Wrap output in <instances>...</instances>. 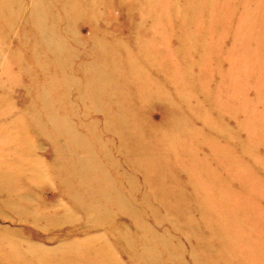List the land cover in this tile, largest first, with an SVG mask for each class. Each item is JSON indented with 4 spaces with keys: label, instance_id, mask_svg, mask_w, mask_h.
I'll return each instance as SVG.
<instances>
[{
    "label": "rangeland",
    "instance_id": "rangeland-1",
    "mask_svg": "<svg viewBox=\"0 0 264 264\" xmlns=\"http://www.w3.org/2000/svg\"><path fill=\"white\" fill-rule=\"evenodd\" d=\"M89 1L71 16L68 0H22L0 24V261L264 264V0H201L190 22ZM152 28L172 49L154 61L141 47ZM148 148L163 158L152 190L132 165ZM69 177L99 220L62 193Z\"/></svg>",
    "mask_w": 264,
    "mask_h": 264
},
{
    "label": "bare ground",
    "instance_id": "bare-ground-1",
    "mask_svg": "<svg viewBox=\"0 0 264 264\" xmlns=\"http://www.w3.org/2000/svg\"><path fill=\"white\" fill-rule=\"evenodd\" d=\"M95 1L96 0H90L89 1V6H94L95 5ZM124 3V6L127 5L128 3H133L135 4L138 9L143 15H151V14H154L156 10H158V12H162L164 13L168 18H170L171 16H174V18H172L171 20H175L177 19L178 15H184L186 17V22H190V21H195L196 20V16L197 15H200L199 13H197L200 9H203L205 8V10H209L210 9V5H207V3H203L201 0H183L184 1V4L183 5H177L176 4V7H174L172 5L173 2H175L176 0H164V4L163 5H167V6H170V7H173L174 8V12L173 14L171 15V11L168 9L167 10V7H164V8H161V9H157V6L159 5L158 2L162 1V0H122ZM188 1V2H187ZM69 4L72 2L73 4V8L70 12H72V15L71 16H80L81 13H84L86 10H88L87 7H82L81 4L79 2H81V0H68ZM187 2V3H186ZM31 3V2H30ZM126 3V4H125ZM203 3V5H202ZM210 4V3H209ZM23 2L22 0H0V24L1 23H6L7 21V16H9L10 18H13V17H16L19 14L20 11H22L23 9ZM25 8V7H24ZM22 9V10H21ZM34 12V11H33ZM70 14V13H69ZM158 17L160 18V15L157 13ZM165 16V17H166ZM245 18H247L246 15H244ZM38 18V17H37ZM32 21L34 23H37L35 20H34V15L32 16ZM163 19V18H161ZM242 19V18H240ZM12 20V19H11ZM163 20H166V19H163ZM155 21V20H154ZM182 21V20H181ZM188 24V23H187ZM222 25L224 27H226V22L224 21L222 23ZM239 26V25H238ZM238 30V29H236ZM150 31V32H149ZM148 32H149V35L147 33V36L145 38H142V41H141V47H143V49H146L148 50L150 48V56L147 57L148 59H152V61L154 60H157V59H161L163 58L166 53L167 55L168 54H172V49L170 46L167 45V42L166 40L163 38V35L159 34V33H154V29H150ZM166 29L163 31V34L167 35L168 34V31H166ZM185 36V35H184ZM196 41V40H195ZM193 39L189 38L186 36V38L184 37L182 40H181V44L183 47H187V46H190L192 43H193ZM163 43V44H162ZM203 46H206L204 42H201ZM201 44L199 46L203 47ZM63 50V49H61ZM182 51V50H181ZM59 52V51H58ZM171 52V53H170ZM183 54V52H182ZM202 54H204L202 52ZM184 55V54H183ZM180 58H182V55L180 56ZM200 60V59H199ZM186 63V62H185ZM184 63V67H186V64ZM6 63L3 62L1 59H0V92L4 93L6 91L5 88H3V81L6 80V81H9L10 79V74L7 70V67L5 66ZM160 65H165L164 63H160ZM5 71H4V70ZM166 69V66L164 67V69L162 71H164ZM168 69V67H167ZM160 72V74L163 76L164 79H166L165 77H171L173 75V70H170L168 69L167 71L165 72ZM235 70H230L228 75H230L231 77H234L235 75ZM167 76H166V75ZM119 76V75H118ZM236 76V75H235ZM12 77V76H11ZM171 79V78H170ZM106 84V83H105ZM142 84V83H141ZM140 84V85H141ZM139 85V86H140ZM5 89V90H4ZM155 89V88H154ZM196 89V88H195ZM159 88H156L155 91H158ZM196 90H200V89H196ZM206 92V91H204ZM3 100H1L0 98V104H2ZM185 102V101H184ZM213 102L211 103V107H213ZM126 105L127 102H126ZM216 107V105H215ZM195 110L193 112H195L196 114L198 113V115L202 118H204L203 114L204 111L201 110V108L199 106H196L194 108ZM130 110V109H129ZM128 110V111H129ZM2 116V114H1ZM6 117V116H5ZM17 118V121L19 120V116L16 117ZM24 123L30 125V128L32 130L33 133H36L35 132V129H36V126H37V122H33L32 121H28L27 119L23 118L22 119ZM26 120V121H24ZM4 123L5 125H10L11 127H13L16 123L15 119L13 120H5L4 119ZM15 122V123H14ZM3 125V126H5ZM256 125L258 127H262L264 126V117L262 119H257L256 120ZM118 128H121V125L118 124ZM34 130V131H33ZM3 135H4V139H15L14 136L12 135H8L6 132H3ZM148 146V145H147ZM34 150V149H33ZM129 158H127L129 161L131 159V154L129 153ZM97 159V157H95ZM93 159V160H96V159ZM191 160H193V162L195 161L197 163L196 160H194L193 157L190 158ZM163 161V158L160 159L159 155H151L150 154V149L148 148L147 151L145 152H139V151H136V153L134 154V156H132V165L137 168L138 170H140L142 172V175L144 176V181H145V185L146 187L148 186H151L150 187V190H152L153 186L156 187V181L158 177H164L163 175V171H156L157 168L159 169L160 166L159 164ZM58 175H61L58 173ZM72 179L75 180V178L73 177ZM72 179L71 177L67 178V181L65 182V185H64V189L65 190H62V193L67 196L68 200H70L71 202H75L77 203L79 206L77 207L76 206V209L80 212L81 209H85V215H91V219L95 218V221H96V218L99 220L101 217H102V211H98L96 210L97 207H92L89 205V206H86L84 207L82 204H80L78 202V200H75L74 197H75V192L74 190L76 189L72 183ZM27 180V179H26ZM111 180V179H110ZM88 198H90V201H95L96 203L98 202V199L99 197H102V199H105V196L102 195L100 193V196L97 195V196H94L92 197V193H88ZM88 198L86 197V200H88ZM119 203H117L118 205ZM100 204H98V207H99ZM101 206V205H100ZM104 207V206H103ZM102 209V206L99 207ZM120 208V207H119ZM114 222H111L110 224H113ZM94 226H99V225H94ZM108 228V231H114L116 234L115 235H111L114 239H118L120 236L125 235V232H126V229H124V226L122 227H119L121 229H114L115 227L112 228V225L111 227H107ZM140 228H144V227H140ZM236 245L238 248H240L239 246H241V242H236ZM247 247H251L250 244H245ZM104 248L103 244L100 242L98 246H96L94 243L92 244V250L96 253L97 250H98V253L102 251V249ZM61 251V250H58V252ZM149 251L148 250L146 252V255L149 254ZM53 255H58L57 253L53 254ZM52 255V256H53ZM44 257L46 255H43ZM43 257V258H44ZM51 257V256H50ZM49 257V258H50ZM41 257V259H43ZM78 258H79V255L77 254V260L78 261ZM50 261V260H49ZM71 261V260H70ZM75 261V259L73 260ZM51 262V261H50ZM0 264H3L2 261H0ZM8 264H20V261L19 260H15L13 261L12 259L8 262ZM75 264H82L80 261H78L77 263ZM252 264V263H251Z\"/></svg>",
    "mask_w": 264,
    "mask_h": 264
}]
</instances>
